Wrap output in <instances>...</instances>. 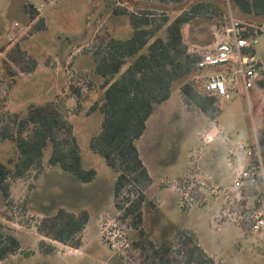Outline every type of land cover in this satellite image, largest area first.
<instances>
[{"label": "rangeland", "instance_id": "1", "mask_svg": "<svg viewBox=\"0 0 264 264\" xmlns=\"http://www.w3.org/2000/svg\"><path fill=\"white\" fill-rule=\"evenodd\" d=\"M117 1L0 0V123L17 136L16 124L8 120L9 116L18 122L32 108L60 103L67 121L73 125L85 169L96 171L94 180L85 183L57 167L49 168L51 148H47L42 173L32 169L22 179H9V204H5L0 193V222L19 239L22 249L0 264H184L183 255L178 254L181 247L166 249L184 231L196 234L199 245L215 264H264V239L251 236L246 227L218 225L214 218L223 197L204 193L199 186L205 183L209 187L207 179L217 189L232 183L234 167L226 163L227 149L250 143L254 130L264 124V90L259 84L248 99L238 89L230 92V99L219 98L221 114L214 123L222 129L226 141L211 145L202 141V133L213 121L196 108H187L175 86L169 100L154 107L144 134L136 142L152 178L151 185L143 191L146 199L141 206L145 236L141 237L131 218L121 219L123 211L116 208L113 199L115 173L89 147L103 120L99 111L89 112L104 100V92L98 88L101 78L93 73L91 52L105 44V25L113 31L119 23L125 25V16L106 18L108 11L117 7ZM187 1L190 4L196 0ZM214 1L228 16L218 18L211 13L209 17L194 19L192 27L186 29L206 24L208 29L201 26L194 34H207V45L213 36L218 38L215 43L226 38L229 15L246 20L228 0ZM30 5L43 15L31 27L30 20L39 13L35 7L31 13ZM164 11L170 18L179 13L166 8ZM115 23L118 24L114 27ZM26 26L28 31L20 37V30ZM9 38L16 43L3 54L10 45ZM200 48L202 52L208 46ZM255 49L257 56L264 59V34L258 36ZM30 59L37 63L34 75L21 77L28 74L23 70ZM206 76L196 71L191 79L200 77L203 84ZM69 83L85 88L86 100L78 113L74 112L77 102L70 97ZM90 84L89 91L86 88ZM32 132L29 128L23 136L29 138ZM16 152L12 141L0 142V162L8 163ZM127 192L125 189L120 198ZM135 198L137 193H132L131 199ZM149 201L152 207L148 206ZM60 209L74 214L85 211L90 217L82 234L84 244L78 250L45 237L46 219ZM116 234L126 238L129 248L116 251L106 245ZM134 241L140 242L145 251L133 248ZM50 246L52 251L46 252ZM155 250H159L157 255Z\"/></svg>", "mask_w": 264, "mask_h": 264}, {"label": "trees", "instance_id": "2", "mask_svg": "<svg viewBox=\"0 0 264 264\" xmlns=\"http://www.w3.org/2000/svg\"><path fill=\"white\" fill-rule=\"evenodd\" d=\"M160 1L177 5L181 13L171 20L165 13L161 15L148 11L133 14L117 6L113 9L115 15H130L133 35L124 41L110 39L102 48L91 52L95 62L93 73L102 80L98 88L104 91V100L89 112L99 111L103 117L101 128L89 147L115 173L113 199L116 208L123 211L122 220L132 219V225L141 237L145 236L141 212L146 199L143 191L151 185L152 178L136 142L144 134L154 107L168 101L173 88L178 86L187 108H196L210 121H215L221 114L219 97L204 91L200 77L191 79L202 53L192 51L185 43L183 28L196 18L209 17L211 13L222 18L228 16L227 12L214 0H196L190 4L185 0ZM228 1L241 18L246 19L243 21L253 23L251 17L264 20V0ZM29 11L34 13V6L30 5ZM36 67V61L30 59L23 71L32 73ZM258 84L264 90V71ZM84 89L69 84L70 97L77 102L76 113L82 110L86 100ZM86 89L90 91L91 84ZM62 110V104L52 103L32 108L18 122L9 116L8 120L16 124L17 136L12 135L7 126H2L0 120V142L12 141L17 151L16 157L9 159L8 163L0 162V193L5 204L10 201L9 179H22L32 169L42 173L47 148H51L47 161L49 168L57 167L85 183L96 177L94 169H85L77 137L73 135V125L67 121ZM29 128L33 132L27 138L23 134ZM256 135L264 165V124L257 129ZM125 189L128 195L121 199ZM132 193H137L134 200L131 199ZM147 204L152 207L150 201ZM46 220L45 237L74 249L82 246V234L90 221L87 212L74 214L60 209ZM149 245L153 246V243ZM132 246L145 251L140 242L134 241ZM179 247L178 254L183 255L184 264H215L192 231L181 232L177 241L166 249ZM21 249L19 239L8 233L0 222V261L13 257ZM52 249L50 246L46 252ZM154 253L157 255L159 250ZM28 256L25 254V257Z\"/></svg>", "mask_w": 264, "mask_h": 264}, {"label": "built area", "instance_id": "3", "mask_svg": "<svg viewBox=\"0 0 264 264\" xmlns=\"http://www.w3.org/2000/svg\"><path fill=\"white\" fill-rule=\"evenodd\" d=\"M17 25V24H16ZM229 29L226 38L202 51L197 71L206 73L203 89L210 95L230 99V92L240 90L247 99L256 87L264 71V59L256 54L258 36L264 34V25L239 20L229 16ZM11 43L15 39L9 38ZM217 69L213 73H208ZM226 140L218 124L213 123L202 133V141L211 144ZM226 163L233 169L232 183L217 189L213 185L200 183L204 193L221 194V204L214 221L217 224L231 223L241 229L248 228L251 236L264 239V165L256 132L250 143L238 144L229 148ZM208 181V180H206ZM120 251L129 248L126 238L116 234L106 244Z\"/></svg>", "mask_w": 264, "mask_h": 264}, {"label": "crops", "instance_id": "4", "mask_svg": "<svg viewBox=\"0 0 264 264\" xmlns=\"http://www.w3.org/2000/svg\"><path fill=\"white\" fill-rule=\"evenodd\" d=\"M185 2L187 3L188 1L185 0ZM116 6H120V7L126 8L129 11V13H133V14H142L143 12L150 11V12H157L158 14H159V12H162V13L165 12V14L169 16L170 14H168V11H164V8L169 10L171 13L175 12V11H178L179 13L175 17L170 18L171 20L176 18L181 13V11L179 9H177V5H175V4H173V3L169 2V1L163 2V1H160V0H118ZM35 9L37 10V12L39 14L36 16L35 19H31L30 20V23H29L30 27H31V24H35L37 20H41L43 18V15L41 14L40 10L38 8H36V7H35ZM121 16H125L126 17V20L124 22L125 25L122 26L119 23V28L117 30L113 31L111 27H108V26L105 25V29H106L105 32H107V35H108V37L104 41L105 44H107L110 39L124 41V40L130 39L131 36L133 35L134 26L132 24L130 15H128V14L115 15L113 13V11H108L106 18L110 20L112 17H121ZM251 20L255 24H258L260 22L264 23V20L262 18H258V17H254V18L251 17ZM193 22H194V20L189 22V23H187L184 26V28H183V38H184L185 43L190 47V49L192 51H196V52H200L201 51L200 47L208 46V49L211 48L215 44V42L218 40V38L213 36L214 40L212 39V41H210L211 43L209 42L208 45H207V43H206V37H208L207 34H205V33L201 34L200 33V34L195 35L194 32H195V30L197 28H199L201 26H203L204 29H206V28L208 29V26H206V24H197V28H195L193 30L192 29L191 30H186V29H190L188 27H190V26L192 27ZM108 23H109V21H108ZM117 24L118 23H115V24H112V25H114V27H115V26H117ZM29 26H26L24 29L20 30V34H19L20 37H23L26 34V31H28L27 29H29ZM186 34H188V35H186ZM187 37H189V39H187ZM15 43L16 42H13V43L10 42V45H8L7 47L4 48V51H3L4 53L3 54L7 53L15 45ZM83 68H85V67L83 66ZM32 75H34V72L28 73V74L23 75L21 77H31ZM68 80H69V76H68ZM99 81H102V80L100 79ZM69 82H70V80H69ZM253 91H254V89L251 92H253ZM213 123H214V121H213ZM210 127H208L207 129H209ZM256 131L257 130H254V132H256ZM225 141L226 140H222V141L221 140H217V141H215V142H213L211 144L223 143ZM211 144H209V145H211ZM228 149H227V151H228ZM207 180H208V182L211 183V185H213L211 180H209V179H207ZM220 224H218V225H220ZM243 237L247 241H249V238H247L244 235H243ZM83 244H84V238H83L82 245ZM65 247H67V246H65ZM75 250H78V249H75Z\"/></svg>", "mask_w": 264, "mask_h": 264}]
</instances>
